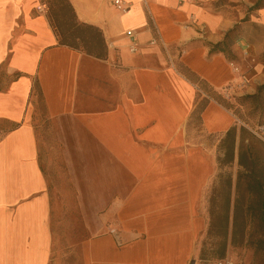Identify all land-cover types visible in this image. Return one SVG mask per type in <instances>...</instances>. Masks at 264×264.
I'll return each mask as SVG.
<instances>
[{
    "label": "crops",
    "instance_id": "1",
    "mask_svg": "<svg viewBox=\"0 0 264 264\" xmlns=\"http://www.w3.org/2000/svg\"><path fill=\"white\" fill-rule=\"evenodd\" d=\"M122 1L125 11L113 0H69L79 21L102 31L106 56L98 59L58 44L39 0H0V264L52 259L35 80L76 190L82 264L198 257L217 146L237 117L210 99L200 123L189 124L201 89L179 66L227 98L255 93L264 77L245 70L238 9L213 0ZM227 34L224 51L211 52Z\"/></svg>",
    "mask_w": 264,
    "mask_h": 264
},
{
    "label": "rangeland",
    "instance_id": "2",
    "mask_svg": "<svg viewBox=\"0 0 264 264\" xmlns=\"http://www.w3.org/2000/svg\"><path fill=\"white\" fill-rule=\"evenodd\" d=\"M257 1L259 0H213V6L227 8L228 5L229 9L235 13L237 9L239 10L242 23L237 28L244 40L241 48L245 51L243 52V56L246 57L245 70L256 74L261 73L264 77V0H260L261 7L253 9ZM253 58H256V61ZM257 64L260 65L259 71L253 69ZM263 84L264 82L261 85ZM246 95L252 94L224 97L232 104L230 110L237 117L236 125H242L260 142L261 147L259 148L262 151L260 155L264 164V130L258 131L261 137L252 131L264 126V89L257 99L240 101L235 99ZM37 109L33 116V124L39 144V159L47 177L52 205L53 248L50 264H82L80 242L85 236V230L82 225L76 190L69 178L63 147L58 139V127L55 120L48 118L41 104ZM225 171L232 175L234 184L239 171L237 159L227 169L217 168L206 196L207 222L211 219L208 213L209 207L212 209L214 207L216 211L220 207V198L217 193L220 189V180L217 176ZM216 241V237L211 240L207 238L205 228L199 238V254L193 264H264V244L259 243V241L264 242V236L255 226L247 228L241 241H232L229 232L226 251L222 258L211 256V248L214 249ZM203 244L206 256L201 257L200 249Z\"/></svg>",
    "mask_w": 264,
    "mask_h": 264
},
{
    "label": "trees",
    "instance_id": "3",
    "mask_svg": "<svg viewBox=\"0 0 264 264\" xmlns=\"http://www.w3.org/2000/svg\"><path fill=\"white\" fill-rule=\"evenodd\" d=\"M39 3L45 7L46 16L58 44L94 58H105L106 44L102 31L94 25L79 21L69 0H39ZM259 7H261L260 0L254 4L253 9ZM234 30H231L230 34ZM229 35L227 34L222 43L212 45L211 52L224 51L221 46L227 43ZM230 40L232 42L231 38ZM179 71L195 84L198 90L201 89L205 92L203 93L201 90L197 92L189 124L198 125L200 123L201 112L210 99L230 109L231 102L209 87L204 80L184 67L179 66ZM19 76V73H15L14 79ZM263 89L264 84L258 87L255 94L235 99L237 101L257 99ZM30 96L36 99L37 108L41 104L47 113L37 80L33 81ZM259 146L261 147V144L253 134L242 125L236 124L227 130L219 140L216 158L217 168L219 170L227 169L237 159L239 171L234 184L232 175L228 171L217 176L220 180V189L217 191L220 207L217 211L214 207L213 209L209 207L208 213L211 219L207 222L206 227L207 238L211 240L216 237L217 239L214 242L216 243L214 249L211 248V256L217 258L224 256L229 232L232 241H241L247 228L255 226L264 236V164ZM259 243L264 244L263 241H259ZM200 255L201 257L206 256L204 244L200 249Z\"/></svg>",
    "mask_w": 264,
    "mask_h": 264
},
{
    "label": "built area",
    "instance_id": "4",
    "mask_svg": "<svg viewBox=\"0 0 264 264\" xmlns=\"http://www.w3.org/2000/svg\"><path fill=\"white\" fill-rule=\"evenodd\" d=\"M114 5L122 10L125 11L129 8L128 5H124L122 0H113ZM126 35L131 39V45H130V51L134 52L136 50V40H135V36H134V32L133 30H127ZM264 130V126L259 127L257 130H252L256 135H258L259 137H261V135L258 133V131ZM219 264H226V263H219Z\"/></svg>",
    "mask_w": 264,
    "mask_h": 264
}]
</instances>
